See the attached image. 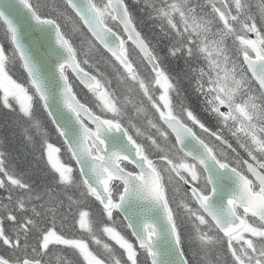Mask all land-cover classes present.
Here are the masks:
<instances>
[{"label":"snow or ice","instance_id":"1","mask_svg":"<svg viewBox=\"0 0 264 264\" xmlns=\"http://www.w3.org/2000/svg\"><path fill=\"white\" fill-rule=\"evenodd\" d=\"M5 129L0 264H264V0H0Z\"/></svg>","mask_w":264,"mask_h":264},{"label":"trees","instance_id":"2","mask_svg":"<svg viewBox=\"0 0 264 264\" xmlns=\"http://www.w3.org/2000/svg\"><path fill=\"white\" fill-rule=\"evenodd\" d=\"M0 137H6L10 141V147L12 149H14V150L19 149L21 153L23 151H25L24 146H23V138L21 136L19 129L15 130L14 136L12 135L11 129L0 130ZM51 142L56 144V146H58V147L60 146V142L54 133H52V135H51ZM14 154L18 155V158H19V154L15 153V152H14ZM21 167H23V165H21Z\"/></svg>","mask_w":264,"mask_h":264}]
</instances>
